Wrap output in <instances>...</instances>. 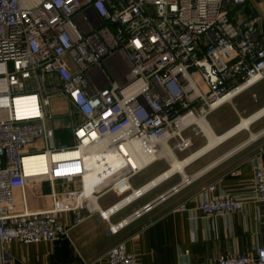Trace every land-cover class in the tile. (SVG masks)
Instances as JSON below:
<instances>
[{"label":"built area","instance_id":"built-area-1","mask_svg":"<svg viewBox=\"0 0 264 264\" xmlns=\"http://www.w3.org/2000/svg\"><path fill=\"white\" fill-rule=\"evenodd\" d=\"M249 1L256 0H0V264H10L13 241L56 242L88 216L109 220L118 204L102 210L96 201L108 191L132 190L130 179L141 171L129 163L135 146L152 158L160 157L164 143L174 153L189 151L188 132L206 135L197 121L264 80L262 19L233 16ZM56 95L66 96L73 115L81 116L70 148L58 147L55 130L46 125ZM20 99L35 104L37 114H24ZM39 143L42 151H30ZM92 147L101 148V165L109 153L129 162L107 176L112 167L105 166L88 194L87 159L58 157ZM39 155L46 157L45 171L28 172L25 161ZM40 177L51 183L80 179L82 188L59 193L65 203L49 211L30 213L28 180ZM194 180H184L110 230L118 233ZM141 189L132 190L136 199L144 195ZM215 189H203L200 203L209 218L240 212L248 200L264 203V165L255 167L253 195L210 196ZM17 192L22 213H15ZM64 213L75 216L69 224L61 221ZM105 264L138 261L121 243ZM211 264H264V247L219 255Z\"/></svg>","mask_w":264,"mask_h":264},{"label":"crops","instance_id":"crops-1","mask_svg":"<svg viewBox=\"0 0 264 264\" xmlns=\"http://www.w3.org/2000/svg\"><path fill=\"white\" fill-rule=\"evenodd\" d=\"M238 14L233 15L234 18L240 16L243 21L261 17L259 29L264 35V0L249 1L239 7ZM263 109L264 80L219 107L206 121L214 135L221 137L235 129L243 119ZM47 110L52 118L46 120V125L55 130L57 146L73 147V129L81 116L73 115L74 108L64 95L54 96ZM187 134L193 138V147L185 153L173 152L178 154L175 157L179 161L187 160L210 144L207 134ZM43 147L39 143L30 151H42ZM164 159L166 163L155 165ZM158 161L145 165L130 179L132 190L143 189L171 168L169 158L159 157ZM258 164L264 165V115L249 128L240 130L188 163L183 172L170 175L119 210L112 209L115 213L108 212L112 214L109 220L98 214L88 216L81 225L70 229L68 237L56 242L24 245L13 241L9 245L10 264H105L107 253L121 243L135 255L138 264H211L219 255L253 253L264 247V203L248 200L242 211L216 218L207 217L200 209V203L204 198L203 189L211 185L216 189L210 196L231 193L245 198L253 195L254 170ZM124 165L125 162H121L104 175H111ZM189 178H194V182L180 193L130 222L118 233H112V226L128 220L136 211ZM81 188L80 179L55 183L44 177L30 179L27 208L30 213L49 211L61 202L65 203L59 193ZM132 190L126 194L108 191L96 202L102 210H108L133 196ZM20 194L17 192L15 213L24 212ZM183 205L186 210H178ZM74 217L73 213H64L61 221L69 224Z\"/></svg>","mask_w":264,"mask_h":264},{"label":"bare ground","instance_id":"bare-ground-1","mask_svg":"<svg viewBox=\"0 0 264 264\" xmlns=\"http://www.w3.org/2000/svg\"><path fill=\"white\" fill-rule=\"evenodd\" d=\"M17 103L19 105H21L20 108H22V111H25L24 114H26V115L37 114V110H36L37 108L34 107L35 104H30L27 106V104H26L27 100L26 99H20L17 101ZM263 115H264V109L259 111L258 113H256L255 115H253L249 118L243 119L242 122L235 129H233L232 131H230L229 133H227L226 135L221 136V137H216V135H214L212 130L209 128L206 120L197 121V123H199V125L202 127L205 134H207L208 138L210 139V144L208 146H206L205 149H203L202 151L198 152L197 154L191 156L187 160L179 161L175 157L173 151L164 143L163 149L160 151V158H165V157L169 158L171 161V163H170L171 168L163 176L158 178L156 181H153V183L149 184L148 186L144 187L143 189H141L138 193L144 194V193H146V191H148L153 186H155L159 182L163 181L165 178L169 177L170 175H172L176 172H183L184 167L188 163H190L191 161H193L197 157L201 156L202 154L210 151L212 148L216 147L218 144L223 142L225 139L233 136L234 134H236L240 130L249 128L251 123H253L257 119H259ZM137 148H138V146L134 147V153H132V155L130 157V162L126 158L118 159L113 154L109 153L107 160L105 162H102L103 164L101 165V163H99V160H98V155L101 153L100 147H92V148H89L87 150L81 149L79 151H76V150L66 151L62 155H59L58 158L64 159V161H73V160H78L84 156L87 159L86 164H87V168H88L89 172H88L87 178H86V191L89 194L91 184L94 181L100 179V175L98 173L101 170H103L105 168V166L111 165V167H113V166L118 165L121 162H125V163L129 162L134 168L141 169L145 165H148V164L152 163V161L159 158V157L152 158V157L145 156V155H143V153L138 151ZM123 149L127 154H129L126 147ZM46 161H47L46 157L42 156V155L35 156L32 158H28L25 161L28 172H44L46 169L45 168ZM137 195L138 194H134L133 196L125 199L123 202H121L116 207V209H119L120 207L126 205L127 203L135 200ZM109 214L110 213H108V212L105 213L106 216H108Z\"/></svg>","mask_w":264,"mask_h":264},{"label":"rangeland","instance_id":"rangeland-1","mask_svg":"<svg viewBox=\"0 0 264 264\" xmlns=\"http://www.w3.org/2000/svg\"><path fill=\"white\" fill-rule=\"evenodd\" d=\"M239 11V8H235L234 10H233V13H236V12H238ZM49 92L51 93L52 92V89H49ZM176 153V152H175ZM178 154H176L175 156H177ZM163 163H166V160L164 159V160H161V161H158L155 165H157V166H160V165H162Z\"/></svg>","mask_w":264,"mask_h":264}]
</instances>
